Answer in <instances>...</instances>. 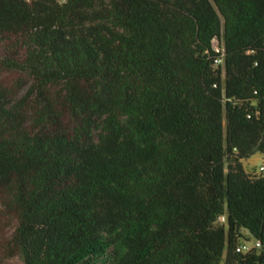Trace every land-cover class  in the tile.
<instances>
[{
    "label": "trees",
    "instance_id": "1",
    "mask_svg": "<svg viewBox=\"0 0 264 264\" xmlns=\"http://www.w3.org/2000/svg\"><path fill=\"white\" fill-rule=\"evenodd\" d=\"M255 151L264 0H0L1 203L23 264H264Z\"/></svg>",
    "mask_w": 264,
    "mask_h": 264
},
{
    "label": "rangeland",
    "instance_id": "2",
    "mask_svg": "<svg viewBox=\"0 0 264 264\" xmlns=\"http://www.w3.org/2000/svg\"><path fill=\"white\" fill-rule=\"evenodd\" d=\"M213 46L215 49H222V43L219 39H213ZM26 85L21 89L19 93L24 92ZM243 166L248 172L259 173L258 166L264 163V156L255 151L248 157L242 159ZM264 175V170L262 171ZM2 192L0 190V264H23L21 258L17 254H9L6 251L8 239L11 236L16 225V218L7 207L2 206ZM246 233V231H243Z\"/></svg>",
    "mask_w": 264,
    "mask_h": 264
},
{
    "label": "built area",
    "instance_id": "3",
    "mask_svg": "<svg viewBox=\"0 0 264 264\" xmlns=\"http://www.w3.org/2000/svg\"><path fill=\"white\" fill-rule=\"evenodd\" d=\"M216 50H219V49H216ZM220 51H221V56H219L218 58L215 59L216 62H221L222 61L223 48ZM258 170L259 171H263L264 170V163H262V164H260L258 166ZM219 219L223 220L224 219V216L221 215L219 217ZM258 245H259V241L258 240H255V241H245V242H242V243L238 244L236 246V250H245V249L250 248L251 246H258Z\"/></svg>",
    "mask_w": 264,
    "mask_h": 264
}]
</instances>
